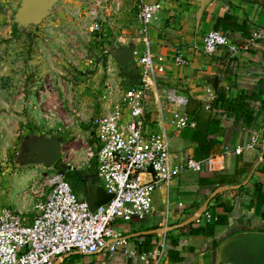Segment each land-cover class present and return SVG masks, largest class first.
Returning <instances> with one entry per match:
<instances>
[{"label":"crops","instance_id":"crops-1","mask_svg":"<svg viewBox=\"0 0 264 264\" xmlns=\"http://www.w3.org/2000/svg\"><path fill=\"white\" fill-rule=\"evenodd\" d=\"M147 2L161 6L148 34L150 48L164 66V72L158 75L159 88L164 90L176 87L190 98L188 113L203 105V118H206V114L216 116L221 120L226 132L223 137H219L222 144L216 147V155L211 157L216 158L213 166L207 165L201 173H185L170 186L159 188L153 195V212L146 219L115 222L116 230L130 241L127 248L136 251L134 256L131 257L123 251L113 258L105 254H74L70 260L73 263L217 264L218 248L226 240L242 233H264V220L258 214L262 211V206L257 205V196L264 195V109L257 107L254 124L246 128L235 124L225 113L215 109L219 87H224L232 99L243 90L250 93L264 91V0H212L200 18L198 13L201 0ZM226 13L238 16L239 22L246 21L253 32L262 31L263 38L256 40L257 46H250L248 51L236 54L224 49L208 56L203 52L204 37L208 32L215 30L219 18ZM42 26L44 31V24ZM115 28L116 36L123 39V44H118L116 49L126 46L139 53L145 50V44L139 41V20L123 13ZM225 32L231 34L233 43L237 46H244L251 40L242 38L240 33ZM49 34L43 32L37 36V40L41 42L47 38V44H40L41 47L47 48H40L43 53L47 50L46 54L51 55L52 51H59L63 47L68 50L74 44V40L65 35ZM25 35L30 38L32 31ZM78 39L79 36H76V40ZM61 41L65 44L60 43ZM84 41L85 39L81 40V43H85ZM236 41L243 44H237ZM43 53L39 58L46 64V54ZM178 55L187 58L188 63H175ZM47 57L46 55V59ZM67 67L69 68V65ZM119 69L122 81L126 82L122 76L123 72L130 76L132 81L139 82V67L135 60L133 64ZM216 80L217 89L214 88ZM124 85L127 86L125 83ZM207 106H210V109H207ZM151 109H156L155 101ZM154 116L155 112H152L148 118L152 119ZM192 122L194 126L190 128L194 129L196 122ZM203 125L204 119L199 123V126ZM184 130L172 139L173 152L178 159H194L197 144L182 137ZM253 137H257L255 145H251ZM248 146L252 148L247 149ZM237 148L242 149L240 154H237ZM259 186L261 190H258ZM87 190L88 186L86 189L80 187L81 199H85ZM2 199L9 203L11 201L5 195H2ZM206 212H211L215 218L208 224L214 223L218 216H222L221 219L225 220L226 224L216 225L212 235L194 233V230L206 224L200 225L193 218ZM166 217L171 249L166 257L158 261L155 252L160 246L157 240ZM142 256H146L144 260Z\"/></svg>","mask_w":264,"mask_h":264},{"label":"built area","instance_id":"built-area-1","mask_svg":"<svg viewBox=\"0 0 264 264\" xmlns=\"http://www.w3.org/2000/svg\"><path fill=\"white\" fill-rule=\"evenodd\" d=\"M113 4L118 12L121 1L113 0ZM137 4L139 41L145 44L142 53L134 50L139 82L131 86L122 81L106 83L92 121L94 140L85 151L86 162L95 164L97 183L113 195L112 200L92 212L62 174L33 171L17 194V208L2 202L0 194V264H77L70 261L74 254L113 258L122 251L132 257L136 251L127 248L130 241L116 230L115 222L146 219L153 212V195L159 188L215 163L216 158L178 159L172 152L174 136L194 126L188 116L190 98L176 87L159 88L158 75L164 66L152 52L148 34L161 6L147 0ZM90 14L94 18L91 29L97 33L104 20L97 9ZM261 38L262 31L256 30L246 45L237 46L230 33L212 30L204 37L203 52L211 56L228 49L237 54L257 46L256 40ZM118 43L123 44V39L118 38ZM175 63L185 65L188 59L178 55ZM153 101L156 109L152 111ZM152 112L155 116L149 119ZM256 143L257 137H253L251 145ZM236 152L240 154L242 149ZM214 220L211 212L195 219L200 225ZM167 224L166 217L157 240L158 261L171 249Z\"/></svg>","mask_w":264,"mask_h":264},{"label":"rangeland","instance_id":"rangeland-1","mask_svg":"<svg viewBox=\"0 0 264 264\" xmlns=\"http://www.w3.org/2000/svg\"><path fill=\"white\" fill-rule=\"evenodd\" d=\"M21 1L0 0V194L8 196L14 208L19 190L35 170L62 174L78 196L80 187L86 189L88 179L96 177L95 164L86 162L85 151L94 140L92 121L103 87L122 81L112 54L120 38L115 25L123 13L139 20L137 0H121L118 12L113 0H61L42 23L44 31L42 24L33 27L29 38L17 29L7 32V11L16 12ZM95 9L104 20L97 33L91 29L90 12ZM42 31L65 35L74 44L52 51V56L43 53L46 47L40 44L48 41L37 40ZM42 53L48 56L46 64L39 58ZM42 137L62 141V156L52 168L21 159L22 143Z\"/></svg>","mask_w":264,"mask_h":264},{"label":"water","instance_id":"water-1","mask_svg":"<svg viewBox=\"0 0 264 264\" xmlns=\"http://www.w3.org/2000/svg\"><path fill=\"white\" fill-rule=\"evenodd\" d=\"M61 0H22L16 12L7 11L8 23L15 24L18 31L30 34L33 27L40 26ZM212 0H201L200 18ZM119 67L133 64L134 49L121 47L113 51ZM218 81L214 88L217 89ZM28 156L27 163L52 168L62 156V141L59 138H28L22 143L21 157ZM113 198L99 184L88 186L85 201L92 212L108 204ZM196 218H193L195 220ZM217 264H264V233H242L236 235L218 248Z\"/></svg>","mask_w":264,"mask_h":264},{"label":"trees","instance_id":"trees-1","mask_svg":"<svg viewBox=\"0 0 264 264\" xmlns=\"http://www.w3.org/2000/svg\"><path fill=\"white\" fill-rule=\"evenodd\" d=\"M215 30H224L240 33L242 38L251 39L253 35L252 27L245 21L239 22V17L226 13L223 17L219 18L216 23ZM237 44H243L236 41ZM125 68V67H124ZM122 68V69H124ZM122 76L126 79L128 85H133L136 80L132 81L130 76H126L122 72ZM136 77V76H135ZM138 78V77H137ZM264 91L259 90L257 92L240 91L235 99H232L228 95V91L224 87L217 89V99L215 106L218 111H221L231 118L235 124H240L242 127H251L255 122V113L258 109H264ZM258 104V105H257ZM203 105H199L195 111L188 113L189 120H195L196 128L187 127L182 137L193 141L197 144L194 152V159L203 160L214 157L216 155V147L222 144V140L219 137L225 135V128L221 125V120L212 116V114H206V118H203L202 114H205ZM213 111V110H212ZM210 113V112H209ZM204 119V125L201 127L199 123ZM264 172V166L262 167ZM90 184H98L95 178L88 179V186ZM74 188V187H73ZM75 190V188H74ZM261 190V186L258 187ZM257 205L262 206V211H259V216L264 220V195L257 196ZM222 216H218L216 221L212 224H206L200 226L194 233L199 234H214V228L216 225L226 224V221L221 219Z\"/></svg>","mask_w":264,"mask_h":264},{"label":"flooded vegetation","instance_id":"flooded-vegetation-1","mask_svg":"<svg viewBox=\"0 0 264 264\" xmlns=\"http://www.w3.org/2000/svg\"><path fill=\"white\" fill-rule=\"evenodd\" d=\"M15 29H17L16 25L15 24H11V25H9V29L7 30V32H9V34H10V31L11 30L14 31ZM27 157L28 156H23V157H21V159L26 160Z\"/></svg>","mask_w":264,"mask_h":264}]
</instances>
